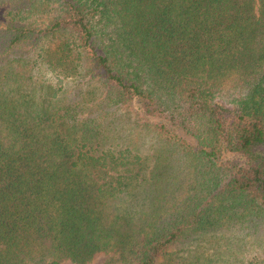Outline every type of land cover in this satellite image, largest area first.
Masks as SVG:
<instances>
[{"label":"trees","instance_id":"16d2710c","mask_svg":"<svg viewBox=\"0 0 264 264\" xmlns=\"http://www.w3.org/2000/svg\"><path fill=\"white\" fill-rule=\"evenodd\" d=\"M3 2L0 264L264 237V0Z\"/></svg>","mask_w":264,"mask_h":264},{"label":"rangeland","instance_id":"374dc122","mask_svg":"<svg viewBox=\"0 0 264 264\" xmlns=\"http://www.w3.org/2000/svg\"><path fill=\"white\" fill-rule=\"evenodd\" d=\"M19 0H5L10 5L19 4ZM22 5V4H19ZM175 249V248H174ZM173 250V249H172ZM232 252L226 250V246L220 245L215 253L214 264H264V237L259 236L258 240H252L249 236L245 235L244 242L240 248L232 247ZM235 252V253H234ZM178 254L174 253L173 257L177 258ZM117 255L114 252L99 253L88 264H103L115 258ZM61 264H75L72 262H63Z\"/></svg>","mask_w":264,"mask_h":264}]
</instances>
